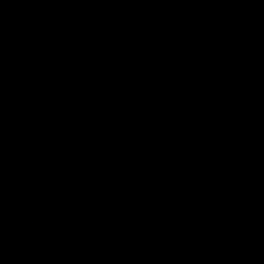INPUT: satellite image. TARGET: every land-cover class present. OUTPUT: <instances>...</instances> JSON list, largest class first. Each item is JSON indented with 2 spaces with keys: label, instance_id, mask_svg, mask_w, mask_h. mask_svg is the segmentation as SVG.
I'll use <instances>...</instances> for the list:
<instances>
[{
  "label": "water",
  "instance_id": "95a60500",
  "mask_svg": "<svg viewBox=\"0 0 264 264\" xmlns=\"http://www.w3.org/2000/svg\"><path fill=\"white\" fill-rule=\"evenodd\" d=\"M0 264H264V0H0Z\"/></svg>",
  "mask_w": 264,
  "mask_h": 264
}]
</instances>
